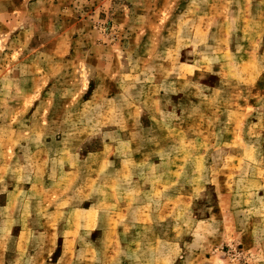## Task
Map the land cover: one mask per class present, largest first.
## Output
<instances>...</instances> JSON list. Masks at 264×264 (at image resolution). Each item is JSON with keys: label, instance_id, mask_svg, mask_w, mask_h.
I'll list each match as a JSON object with an SVG mask.
<instances>
[{"label": "rangeland", "instance_id": "rangeland-1", "mask_svg": "<svg viewBox=\"0 0 264 264\" xmlns=\"http://www.w3.org/2000/svg\"><path fill=\"white\" fill-rule=\"evenodd\" d=\"M0 264H264V0H0Z\"/></svg>", "mask_w": 264, "mask_h": 264}]
</instances>
